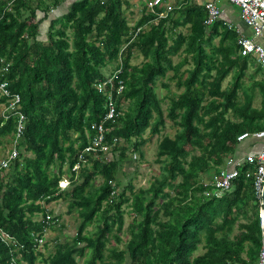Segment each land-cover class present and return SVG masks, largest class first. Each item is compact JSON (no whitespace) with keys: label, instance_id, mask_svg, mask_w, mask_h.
<instances>
[{"label":"trees","instance_id":"obj_1","mask_svg":"<svg viewBox=\"0 0 264 264\" xmlns=\"http://www.w3.org/2000/svg\"><path fill=\"white\" fill-rule=\"evenodd\" d=\"M64 1L67 9L53 14ZM149 1L0 0V58L10 62L3 76L20 95L7 116L0 107V143L14 141L16 110L25 115L17 154L0 174V228L15 239L0 238V264H258L262 204L245 177L253 166L239 165L230 190L216 194L207 182L227 157L260 145L264 70L240 54L238 28L223 17L204 23V3ZM108 77L112 85L98 91ZM106 90L117 112L104 123L109 150L84 153L76 171L90 125L106 111ZM167 120L175 130L157 143L160 173L135 190L126 161L142 156ZM63 176L69 184L61 188ZM56 201L77 218L68 235L49 207ZM125 204L134 212L127 226ZM48 229L58 234L44 255L38 238ZM123 232L119 248L112 240Z\"/></svg>","mask_w":264,"mask_h":264},{"label":"built area","instance_id":"obj_2","mask_svg":"<svg viewBox=\"0 0 264 264\" xmlns=\"http://www.w3.org/2000/svg\"><path fill=\"white\" fill-rule=\"evenodd\" d=\"M162 0H150L148 6L152 7ZM232 5L238 9L239 16L242 22L251 29V34L246 35L240 31L239 37V52L243 56H251L264 68V0H228ZM206 9V18L204 23L211 25L217 18L221 17L222 8L216 3V0H206L204 2ZM171 8V5L167 7V10ZM10 62L4 58H0V97L3 96L5 101L0 102L2 107L1 114L7 116V111L15 110L20 105L19 93H13L8 88V81L4 78L3 74L8 71ZM119 82V81H118ZM120 83V82H119ZM107 84L112 85V78L108 77L103 82L95 83L98 91H102L104 86ZM122 88L119 86L118 90ZM106 103L105 113L103 117L97 121L92 122L90 129L93 130V134L90 137L89 144L85 146L78 155V161L74 163L73 169L79 170L80 166L85 162L84 153L97 151L106 153L109 150V145L105 143V121L114 120L117 112L115 108V102L112 97L111 90H106ZM16 123L14 130V141L11 143L6 156L0 159V174L3 170L7 169L10 159L14 158L17 154L15 147L16 139L24 129L25 115L22 112L16 110ZM249 135L247 132H243L237 136V140H243ZM261 143L258 148L253 152H248L245 155L237 157L229 156L225 159L224 164L217 168V171L213 173L208 184L212 186V191L216 194L221 191L230 190L233 188L234 180L240 175L239 165L244 162L249 163L253 166L252 171H247L245 174L246 178L252 180L253 190L256 197L261 202V192L264 184V133L260 135ZM96 155V154H95ZM69 184V179L63 176L59 180V186L61 188L66 187ZM262 214V208L260 210ZM49 215H47V219ZM45 237V236H44ZM44 237L38 238L39 243L44 242ZM0 238L8 243H15V239L9 236L6 232L0 228ZM258 264H264V242L260 247L258 258Z\"/></svg>","mask_w":264,"mask_h":264},{"label":"rangeland","instance_id":"obj_3","mask_svg":"<svg viewBox=\"0 0 264 264\" xmlns=\"http://www.w3.org/2000/svg\"><path fill=\"white\" fill-rule=\"evenodd\" d=\"M67 3L68 1H64L57 10L53 11V14L59 15L60 13H62L61 10L64 12L67 9ZM131 9L134 13L130 15V22L133 23L135 19L138 17L139 12L137 11L136 6H132ZM43 25L44 27L42 30V37H44L45 35L46 23H44ZM177 59H178V56H174V60L176 61ZM139 60L140 58L136 59L135 62H138ZM187 66L188 65H185V67ZM112 68H113V64L110 63L105 67L104 72L109 73ZM262 69L264 70L263 67ZM252 71H253L252 68H249V72H252ZM256 78H259V75H256ZM228 80H229V76L224 80L223 84L225 85ZM172 90H175V87L172 86ZM157 92L161 96L163 93H165V90L161 88L160 86H158ZM258 104H259V96H257L254 101V105L257 106ZM174 130L175 129L171 125V122L167 120L165 127L164 129H162L161 133L151 136L148 139V141L141 146L143 155L140 156L139 153L136 152L133 154V157L131 160L126 161V164H125L126 172L130 174L133 172L134 169H136V173L132 177V183L135 187V190H137L139 187L147 186L152 181L154 176L159 175L160 163L155 161L157 143L162 134H171L174 132ZM144 135L147 136V133H145ZM5 140L2 139L1 140L2 143H0V159L4 158L9 148H11V143ZM99 183H101L100 177L95 180V185H98ZM49 207L54 209L55 214H58L60 216V221H62L65 224L66 229L64 233L66 235L72 233L74 231V226L77 223V218L75 217V214L68 213L66 204L61 203L59 201L50 203ZM124 209H125L124 226H127V224L132 220L134 212L130 204H127V205L125 204ZM94 229H95V222L87 227V230L89 232H92ZM57 234H58L57 229H48L45 232V235H44L45 238L43 239L46 245H43L42 243L39 245V250H41L44 253V255H47L49 250H52V251L54 250L53 249V244H54L53 238ZM128 237L129 235L126 232H123L120 235V238L122 241L119 243H116L114 240H112V244L117 245L119 248H122L127 242ZM201 251H202V248H199L198 252H201ZM82 260L83 258L80 259V262ZM36 264H42V260L40 259V257L36 260Z\"/></svg>","mask_w":264,"mask_h":264},{"label":"crops","instance_id":"obj_4","mask_svg":"<svg viewBox=\"0 0 264 264\" xmlns=\"http://www.w3.org/2000/svg\"><path fill=\"white\" fill-rule=\"evenodd\" d=\"M198 1L204 3L206 0H198ZM131 2H134V0H131ZM139 2L140 0H138V4ZM216 3L222 8L221 17H223L228 23L238 28L242 33L246 35L251 34V29L242 22L236 6L232 5L228 0H216ZM132 12L133 11L130 8L127 14V17L129 19H130V15L134 13Z\"/></svg>","mask_w":264,"mask_h":264},{"label":"water","instance_id":"obj_5","mask_svg":"<svg viewBox=\"0 0 264 264\" xmlns=\"http://www.w3.org/2000/svg\"><path fill=\"white\" fill-rule=\"evenodd\" d=\"M261 204H262V214H260V218L262 225V240L264 242V184L261 192Z\"/></svg>","mask_w":264,"mask_h":264}]
</instances>
